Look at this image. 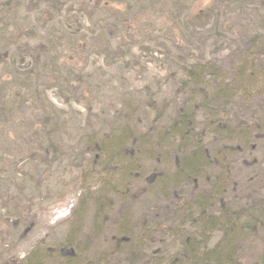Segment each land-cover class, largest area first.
Segmentation results:
<instances>
[{
  "label": "rangeland",
  "instance_id": "obj_1",
  "mask_svg": "<svg viewBox=\"0 0 264 264\" xmlns=\"http://www.w3.org/2000/svg\"><path fill=\"white\" fill-rule=\"evenodd\" d=\"M83 1L58 0L51 10L81 7ZM260 1L247 0L245 10ZM127 2L101 0V6H94L99 11L90 14L83 10L86 17L80 27L89 41L85 45L77 40L72 45L64 43V16H54L48 25L43 24L54 35L53 28L57 32L54 59L68 55L61 65L40 62L38 52L25 44L28 29L12 39L14 46H7L5 34L0 32V100L5 99L0 101V264L27 262L33 251L61 244L70 234L84 250V260L104 257L101 254L105 252L107 258L100 264L169 263L175 257L173 246L176 252L178 249L165 231L171 226L175 229L173 218L177 209L184 207L183 201L206 189L215 193L216 208H250V218L256 213L264 216V136L255 133L253 158L240 154L229 158L222 152L235 147L232 137L238 136L243 122L264 115L262 75L249 86L258 85L259 95L240 94L229 102L211 94L210 86L203 89L185 75L174 78L183 64L179 65L182 54L187 62L206 61L221 73L231 74L239 63L227 48L235 45L232 33L237 29L238 34L244 27L253 29L258 23L264 31V20H253L264 17V8L243 16L239 13L242 5L225 0H179L175 6L157 0H147L143 6L131 0L130 9ZM93 3L97 5V1ZM38 5L48 7L46 0H25L15 19H0V30L6 25L22 27L25 10L35 13ZM3 15L0 11V17ZM31 29L34 37L28 40H40L43 28ZM183 31L189 32L190 47L178 56L176 42ZM91 36L100 40L94 42ZM243 47L241 44L239 50ZM211 81L209 85L214 84ZM45 109L46 115L53 116L48 123L34 114ZM191 111L196 117V134L207 140L203 130L211 125V119L218 124L222 117L236 125V130L220 138V128L213 131V143L207 150L209 165L197 179L180 176L174 181L186 150L178 136L167 132L176 115ZM136 123L140 131H135ZM129 127L136 137H142L137 144L143 153L158 155L148 158L144 154L148 159L141 157V162H136L137 157L126 150L130 142H124V136L134 138ZM153 140L159 146L151 147ZM120 141L124 145H114ZM126 165L139 166L136 171L140 174L126 178L129 174L122 169ZM170 172L169 183L159 187L160 179H154ZM144 219L157 229L149 238H143ZM257 232L243 241L241 264H259L258 242L264 244V225ZM211 234L213 245L222 232ZM185 258L182 252L179 262L190 264ZM92 264H99L98 259Z\"/></svg>",
  "mask_w": 264,
  "mask_h": 264
},
{
  "label": "trees",
  "instance_id": "obj_2",
  "mask_svg": "<svg viewBox=\"0 0 264 264\" xmlns=\"http://www.w3.org/2000/svg\"><path fill=\"white\" fill-rule=\"evenodd\" d=\"M46 1L48 3V7L46 9H43L42 5H38L39 9L34 10L35 13H32L29 9L25 10V15L23 16L24 22H22V27L17 28L6 25L5 30H0V32L2 31L3 34H5L3 40H7V46H9L10 44L14 46L12 43V39L15 36H19V34H21V32H23L25 29H28L29 33L26 34L27 40L25 44L29 49H32V52H38V57H41L40 62L42 64H45L46 66L55 63L61 65V60L63 63L68 61V55H59V57H56V59H54V51L58 53L55 44L57 32L56 29L53 28L55 31L54 35L53 32L49 31V29L47 28L48 26H44L43 24H46L48 22V25L50 23L49 21L52 20L54 16H64L66 19L63 22L62 33H67L65 34V41L63 40L64 43H67V45H72L77 40L81 45H85V41H87V43L89 41L87 39L85 30L81 29L80 27L82 22H85L84 19L86 17L83 10L86 9L90 14L94 11H99V8H95L94 6H101V0H84L81 7H69L68 9H66L60 6L56 10H51V7L55 6L58 0ZM93 1H97V5H95ZM108 1L111 2V0ZM145 1L147 0H138L140 5L147 6L148 2ZM157 1L175 6L177 5L179 0ZM225 1L227 3L236 4L235 6H237L238 4L242 5V10L239 13L243 16H245V13L247 11L254 12L256 10L255 13H259V11L264 8V0H261L258 4H256V6L253 5L247 10H245V4H247V0L245 3V0ZM24 2L25 0H1L0 11L3 12L4 15L1 16L0 19L6 16H8L9 19H15L18 14H20L19 10ZM127 3L130 9V6H132L131 0H128ZM163 9L166 8L163 7ZM37 13H41L39 17H36L34 15ZM262 16L260 18L253 17V20L257 22L259 19L264 20V17ZM135 18L138 21V17L135 16ZM224 23L227 24V21L225 20ZM71 24L74 25L75 29L71 28ZM30 26L34 29H37V31H39L40 27L43 28V31H41V34L39 36L40 40H35L34 42L28 40V38L34 37ZM259 26L260 23L253 24V29L245 28L244 26H242L244 27V29L240 30L238 34H236L238 31L237 29L235 33H232L233 38L235 37V45L233 44V42H225L234 45V47H229L228 45L227 48L232 50L231 52L236 56L237 62H239L235 63L234 69L231 71V74L230 72H228L227 74L222 72V74L221 71L216 68L215 64H211L206 61L201 64L198 61L190 62L189 59V61L187 62L183 59L182 54V59L179 65L181 64V62L183 64L180 66L179 71L176 73L174 78H178V76L184 78L185 75L189 81H191L193 84L200 85L203 89L207 90L210 86L211 94L217 96L222 100H227L228 102L233 97L240 94H248L250 95V97L259 95L260 91L259 89H257L258 85L249 89V86L251 87L254 85L253 81L257 80L258 77L256 76L258 74L262 75L264 79V31ZM228 29L230 30L231 27L229 26ZM6 34H9V36H6ZM89 39L95 42L97 40H100V37L91 36V38ZM189 40H191L189 32L187 34L184 31L183 36L177 38L175 49L178 51V56L182 53L181 50L185 51L186 48L190 47ZM241 44H244V47L239 50V46ZM121 45L122 43H119L118 47ZM236 45L237 48L235 49ZM243 57L245 58L243 59ZM214 61L216 63V58H214ZM84 68L85 66H83V69ZM201 74H203L202 77ZM263 79H261L260 81L263 82ZM211 80H213L214 82L213 85H209L212 83ZM206 95H208V93H206ZM0 101L4 102L5 99H1ZM47 111L48 109L39 112L34 111V114L39 120L43 121L44 123H48L52 121L53 116L49 114L46 115L45 113ZM193 112L194 111H191L189 113L181 112L176 115L174 119L177 120L175 121L173 119L171 123V130L167 132L168 136H178V138L180 139V144H182L186 150V153L181 156L182 158L180 157L181 159L179 165H177L178 167L176 168L178 170L175 179H173L174 181L181 177L184 178V176H186L188 180L190 179V177L197 179L200 172L205 170L204 167L209 165L211 156L209 155V153H207V150H209L211 143H213L211 141L213 131H218V128H220L219 130L222 131V133L218 137L220 138L221 136H223V134L226 135L229 133H234V130H236V125L229 124L227 120H223L222 117L220 118L221 121H218V124H216L211 119V125L207 129L203 130L208 135L209 140H207L201 135L196 134L195 131L197 130L194 126L196 117L192 115ZM259 118H257V121H248L247 123L243 122L239 126L240 129L238 136L235 135V137H232V142L235 143V147H230L229 150H222V152H225V157L229 156L230 158L231 155L240 154L242 156L244 155L249 158H253V150L251 148L252 140H254L256 135L264 136V115L260 118V120ZM138 126L139 124L136 123L137 130L135 131H140ZM130 131L134 135V138L132 139L129 135L127 137L124 136V142H130L126 150L131 153V156L133 158L137 157L136 162H141L140 158L145 157L144 154L148 158H153L154 155H158V153H153V151L151 152V154H147L145 151L143 153V151L140 149V145L137 144L138 142H142V137H136V132H134L131 128ZM153 141L154 144L152 143L150 145L151 147L159 146L158 142L160 141V139L158 140V142L156 140ZM115 143H117L114 144L117 145V147H121L122 145H124L123 142L121 143V141L119 143ZM105 144L107 146L108 141H105ZM131 146L133 150H130ZM100 149H102L101 146ZM112 153L115 154V152ZM147 157L145 158L148 159ZM163 158H165L164 151L162 152V159ZM113 168L115 167L113 166ZM122 169L127 171L129 174L126 175V178H128L129 176L136 177L139 173V171H136L139 169V166L137 165H126L123 166ZM140 176L137 178H140ZM162 177H165V179L161 184ZM169 177H172L171 172L170 174H166L164 176L159 174L154 180L160 179L159 187L164 188L166 187L167 183H169ZM170 180H172V178H170ZM154 184L155 183L149 185ZM214 195L215 193L213 194V192L208 189L195 192L192 196L183 201L184 207L181 206L177 209L173 218L175 229H173V226H171L165 231V233H169L172 235L174 240L177 242L178 250L176 252V249L173 246L175 257H173V260L169 263L165 261V264H181L183 260L179 262V258L182 252H184V255L186 256L184 260H187V262H190V264H241V262L243 261V256L239 252L242 247L243 241L258 233L257 229L259 227L263 228L264 216H259V214L256 213L255 217L250 218V208L238 210L237 208L233 209V207L230 205H227L220 209L216 208L213 203L214 200L217 199V197L213 199ZM217 195H220V193H217ZM222 195L223 193L220 195V197ZM151 202L154 201L147 200V203ZM142 222L144 234L143 238H149V235H153L155 234V232H157V229H155L152 222H149V219H144ZM215 230H220L222 232V235L213 245H210L213 236V234H211V231ZM72 240L73 235L70 234L66 241H64L63 243L55 245L43 252L38 248L35 252L33 251L30 259L28 258L27 262H25L24 259L20 262L21 264H47V262L50 261L51 264H55L56 262L59 263L63 261L65 264H92L93 260L95 261L96 259H98L100 264V261H102L104 257L107 258V256L104 255L105 252H103L101 255H103L104 257L97 256L95 258H89V260H84V250L79 247L80 243H74ZM138 242H136V244ZM144 243H146V241H144ZM112 244V249L114 250L115 243L112 242ZM258 244L260 248H258L259 256L257 258V262L259 264H264V244L262 242H258ZM72 246L73 248H75V250H73L74 252L70 251V248H72Z\"/></svg>",
  "mask_w": 264,
  "mask_h": 264
}]
</instances>
